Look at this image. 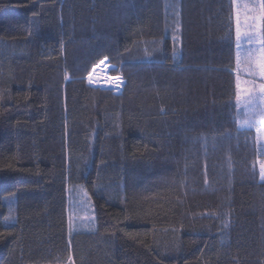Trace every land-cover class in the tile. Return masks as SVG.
Wrapping results in <instances>:
<instances>
[{"label": "trees", "instance_id": "1", "mask_svg": "<svg viewBox=\"0 0 264 264\" xmlns=\"http://www.w3.org/2000/svg\"><path fill=\"white\" fill-rule=\"evenodd\" d=\"M234 32L231 0H0V264H264ZM105 56L121 94L86 80Z\"/></svg>", "mask_w": 264, "mask_h": 264}, {"label": "snow or ice", "instance_id": "2", "mask_svg": "<svg viewBox=\"0 0 264 264\" xmlns=\"http://www.w3.org/2000/svg\"><path fill=\"white\" fill-rule=\"evenodd\" d=\"M235 3V0H233ZM247 11L244 15L243 26L246 31L241 30V18L237 14L235 18V40H236V57H237V82L236 89L237 95L236 100L239 104L241 101V91L247 93V97L244 101L245 105L254 104L255 100L258 97H264V0H258L254 2L249 8L245 6ZM175 42V38H173ZM242 42H246L247 47L242 45ZM108 60V57L105 56L99 64H104ZM245 64L247 69V76L250 79L243 81L244 85H251V87H243L239 78L240 64ZM99 65H94L98 67ZM114 67V66H113ZM111 70V69H110ZM92 72H89V83H92L91 76ZM257 78L261 81L259 84L256 83ZM109 83L113 86L115 90L120 88L123 79L121 76H109L106 78ZM258 89V92L256 91ZM264 115V112L260 113ZM253 113L246 111L245 119L243 121H238L239 126H251ZM258 133L261 132V129L257 128ZM258 154H264V144L259 143L258 138ZM260 169V179L264 181V162H259ZM7 219V218H6Z\"/></svg>", "mask_w": 264, "mask_h": 264}, {"label": "rangeland", "instance_id": "3", "mask_svg": "<svg viewBox=\"0 0 264 264\" xmlns=\"http://www.w3.org/2000/svg\"><path fill=\"white\" fill-rule=\"evenodd\" d=\"M254 2H258V0H235V3L233 0H231L232 3V14H233V24H234V30H235V18L236 15L239 14L241 18V30L246 31L247 29L244 28L243 26V19L244 15L246 14V5L250 8L251 5ZM234 37H235V32H234ZM236 42V40H235ZM236 44V43H235ZM242 45L244 47H247L246 42H242ZM236 48V46H235ZM237 51V50H236ZM235 82H237V57L235 53ZM99 65L98 67L94 68V65L92 69L89 72H92L93 75L91 76V80L93 81L92 83H89V73L86 75V80L90 86L93 84L95 86H99L101 89H110L114 92V94H121L124 90V85H125V80L120 74H111V70H115L116 66L113 67V65L109 64L108 60L105 61L104 64H95ZM111 69V70H110ZM119 75L122 77L123 82L120 85V88L118 90H115L113 86L109 83V81L106 79L109 76H116ZM239 78L242 83V88L243 87H251V85H244L243 81L246 79H250L247 76V69L245 64H240V70H239ZM261 81L257 78L256 83L259 84ZM258 92V89L256 90ZM237 95V89L235 91ZM247 97V93H244L241 91V101L238 104L236 97H235V105H236V111H235V116L237 117L238 120L245 119V112L249 111L253 113L252 115V121L253 119H258V120H264V115H261L260 113L264 112V97H258L254 104L251 105H245L244 101ZM69 230L70 232L77 231L78 229L82 228L83 230H88L91 229L93 226V212H92V201H90L88 194L82 189V188H75V190L70 191L69 193ZM68 264H71L69 262Z\"/></svg>", "mask_w": 264, "mask_h": 264}, {"label": "built area", "instance_id": "4", "mask_svg": "<svg viewBox=\"0 0 264 264\" xmlns=\"http://www.w3.org/2000/svg\"><path fill=\"white\" fill-rule=\"evenodd\" d=\"M93 86H95V85L93 84V85H92V87H93ZM95 87H98V88H100L99 86H95Z\"/></svg>", "mask_w": 264, "mask_h": 264}]
</instances>
